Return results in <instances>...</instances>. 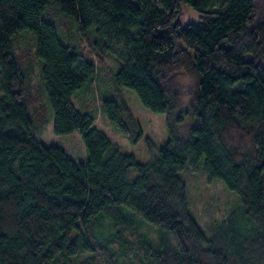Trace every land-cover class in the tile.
Masks as SVG:
<instances>
[{
  "label": "trees",
  "instance_id": "1",
  "mask_svg": "<svg viewBox=\"0 0 264 264\" xmlns=\"http://www.w3.org/2000/svg\"><path fill=\"white\" fill-rule=\"evenodd\" d=\"M187 4L198 19L182 25ZM85 39L99 60L117 53L118 92L166 113L169 137L148 162L73 101L96 75ZM39 67L54 131L78 130L84 161L36 136L50 114L45 88H31ZM117 96H102V113L136 141ZM202 156L242 203L209 236L180 175ZM125 206L156 227L155 245ZM99 215L114 222L107 241L91 229ZM0 264H264V0H0Z\"/></svg>",
  "mask_w": 264,
  "mask_h": 264
},
{
  "label": "rangeland",
  "instance_id": "2",
  "mask_svg": "<svg viewBox=\"0 0 264 264\" xmlns=\"http://www.w3.org/2000/svg\"><path fill=\"white\" fill-rule=\"evenodd\" d=\"M181 16L182 25L189 22H196L198 12L190 5L183 7ZM57 27L59 25L57 23ZM71 32L76 35V27L73 25ZM81 35V34H80ZM82 36V35H81ZM21 48L26 49V39L29 36L21 35ZM81 47L86 53H90L96 66L95 78L84 85L72 96L73 101L83 110L90 109L96 116V125L101 128L121 150L125 153L133 154L140 163L148 162L153 155L158 153L159 148L169 137L166 124V113L155 112L145 107L137 92L131 88H122L119 92L112 82L114 71L119 69V61L113 56L117 53L110 52L102 60L96 56L85 39L80 42ZM250 54H246L248 58ZM45 88V99L49 106V120L43 130L36 133L37 138L45 145L55 144L65 150V152L76 161H84L87 156L86 147L81 134L74 130L66 134H57L54 131V116L48 102L47 89L40 75V67L36 68L31 78V88L36 91L39 87ZM120 96L125 98L130 105L135 117L139 121L140 135L136 141H132L124 134L108 117L102 113V96L109 97ZM205 156L199 158L194 164L187 162L185 169L181 170L180 175L187 188L189 209L198 225L206 235H210L212 226H218L223 222L230 211L239 210L241 207V198L237 191L229 188L226 183L219 178L210 179L204 169ZM131 212V229L134 234L142 233L153 245L157 238L156 227L143 216L137 215L133 210L125 206ZM240 213V211H238ZM98 219L91 223V229L100 240H109L114 235V222L108 217H97ZM112 224V227L111 225ZM242 225H239V227ZM121 229V226L117 227ZM120 233V232H119ZM155 239V240H153ZM158 242V241H157Z\"/></svg>",
  "mask_w": 264,
  "mask_h": 264
}]
</instances>
